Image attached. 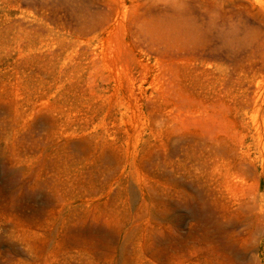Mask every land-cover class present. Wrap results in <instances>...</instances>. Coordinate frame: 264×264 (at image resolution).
<instances>
[{"label":"rangeland","instance_id":"374dc122","mask_svg":"<svg viewBox=\"0 0 264 264\" xmlns=\"http://www.w3.org/2000/svg\"><path fill=\"white\" fill-rule=\"evenodd\" d=\"M0 264H264V0H0Z\"/></svg>","mask_w":264,"mask_h":264}]
</instances>
